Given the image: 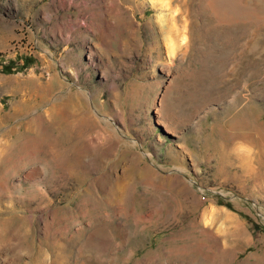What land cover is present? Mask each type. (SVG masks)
Segmentation results:
<instances>
[{
	"label": "rangeland",
	"instance_id": "rangeland-1",
	"mask_svg": "<svg viewBox=\"0 0 264 264\" xmlns=\"http://www.w3.org/2000/svg\"><path fill=\"white\" fill-rule=\"evenodd\" d=\"M263 135L264 0H0V264H264Z\"/></svg>",
	"mask_w": 264,
	"mask_h": 264
},
{
	"label": "bare ground",
	"instance_id": "bare-ground-1",
	"mask_svg": "<svg viewBox=\"0 0 264 264\" xmlns=\"http://www.w3.org/2000/svg\"><path fill=\"white\" fill-rule=\"evenodd\" d=\"M243 137V136H242ZM255 144L257 152L254 153L255 162L259 165V172L255 173L257 176L256 181L264 182V135L260 137ZM259 149V151H258ZM264 184V183H263Z\"/></svg>",
	"mask_w": 264,
	"mask_h": 264
},
{
	"label": "trees",
	"instance_id": "trees-1",
	"mask_svg": "<svg viewBox=\"0 0 264 264\" xmlns=\"http://www.w3.org/2000/svg\"><path fill=\"white\" fill-rule=\"evenodd\" d=\"M6 71L7 72H11L12 71V67L11 66H8Z\"/></svg>",
	"mask_w": 264,
	"mask_h": 264
}]
</instances>
